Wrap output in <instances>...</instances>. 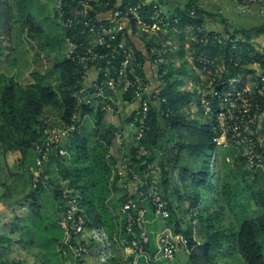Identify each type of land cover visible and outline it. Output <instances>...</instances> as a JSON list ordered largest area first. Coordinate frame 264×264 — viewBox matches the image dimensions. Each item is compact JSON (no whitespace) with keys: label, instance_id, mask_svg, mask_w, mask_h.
<instances>
[{"label":"trees","instance_id":"1","mask_svg":"<svg viewBox=\"0 0 264 264\" xmlns=\"http://www.w3.org/2000/svg\"><path fill=\"white\" fill-rule=\"evenodd\" d=\"M34 1L0 0V69L17 53V49L11 47L8 56L9 48L4 44V38L6 34L13 35L19 25L26 31L27 38L38 40L44 50L53 51L65 46L63 28L61 33L50 38L37 24L38 18L33 13ZM130 3L138 4V1L126 0L121 8ZM144 17L147 23L152 22L149 11ZM201 17L198 10L196 19L189 17L188 13L179 19V24L172 25L182 31L185 25H200ZM56 19L58 24L57 15ZM16 33L22 35L21 31L16 30ZM66 34L88 44L79 30ZM152 48L160 52L155 41L148 46L149 55ZM201 55L212 56L223 65L220 91L226 80L249 73L244 68L235 67L236 60L239 59L243 65L254 59L264 69V54L254 52L246 41L238 42L236 49L231 46L201 48L196 43L193 63L206 70L197 63ZM164 57L169 56L164 54ZM159 69L160 72L167 70L162 78L165 85L162 96L167 104L151 110L149 130L142 142L131 148L127 157L130 161L127 176H119V160L112 153L120 128L108 124L104 113L83 108L77 130L61 146L67 154L60 156L57 149H52L45 163L48 177L41 176L36 184L32 181L36 159L33 143L42 140L46 130L66 129L71 125L78 111L74 93L82 89L83 83L80 69L64 55L58 54L53 66V71L59 74L56 86L39 82L23 86L10 71L2 74L0 184L4 189L3 199H7L9 194L12 197L19 194L14 201L8 203L7 200L8 205L21 204L27 207L28 213L12 224L10 233H0V264H26L16 257H7L19 246L36 248L37 251L31 255L40 264H73L71 247L65 242L64 231L59 225L66 210L62 194L67 189L78 198L81 214L86 220L84 232L78 239L89 248V259L94 257L97 264H129L133 261L134 257L126 256L124 249L123 241L132 237L126 232L123 206L129 199L133 200L137 205L134 215L137 216L139 209H145L147 223L155 216L151 198H148L154 189L162 192L169 217L155 216L158 221L152 228L153 232L169 230L182 238L179 248L184 245L188 264H234L238 258L243 264H264V172L248 168L237 149H222L216 145L215 116H208L211 123L198 118L203 113L204 86L193 92L182 91L183 83L176 67L167 62ZM183 73L188 76L186 69ZM193 105L198 109L196 115L191 110ZM47 111L56 113L58 118L49 120ZM131 121V117L126 118L127 123ZM141 148L148 153L142 155ZM17 153L20 156L11 164V158ZM215 160L218 167L213 162ZM211 164L215 168L213 190H209L208 202L203 203ZM15 166L21 172H14ZM147 174V184L139 183L138 191L130 194L127 185L133 181V176L144 180ZM15 177L21 181L19 184ZM153 180L157 181L156 185ZM249 201L258 210V214L252 217L243 211H249ZM16 230L20 231L17 240L13 238ZM87 232L90 233L88 240ZM135 233L138 237L142 230L136 227ZM150 239L149 248L154 254V236L151 235ZM178 253L174 260H177ZM167 263L168 260L149 262L140 257L136 264Z\"/></svg>","mask_w":264,"mask_h":264},{"label":"built area","instance_id":"2","mask_svg":"<svg viewBox=\"0 0 264 264\" xmlns=\"http://www.w3.org/2000/svg\"><path fill=\"white\" fill-rule=\"evenodd\" d=\"M137 1L138 4L130 3L121 8L122 5L117 4V0H54L57 18L65 31V58L78 65L83 83L82 89L74 93L78 111L74 114L71 125L66 129L46 130L43 139L33 143L36 153L32 180L34 184L43 175L47 179L45 163L52 149H57L60 156L67 154L66 149L61 146L71 133L77 130L83 108L92 109L95 113H104L105 116H120L127 103H137V107L130 116L132 121L129 124L134 130L133 140L139 144L149 130L151 110L167 104L161 91L149 95L148 80L142 71L141 58L128 42V34L134 30L142 33L156 32L167 24H179L180 20L167 18L158 3L148 5L143 0ZM224 1L235 2L242 6L264 7V0ZM101 9L111 11L109 21L98 17L97 13ZM198 10L196 3L193 2L188 11L189 17L196 19ZM148 11L151 23L145 21L144 14ZM124 20L127 22H123ZM72 30H79L80 36L86 38L88 44L66 34ZM183 32L192 35L201 48L231 46L232 49H236L237 43L240 42L231 34L207 32L201 25H185ZM148 56L158 67V76L162 79L167 74V70L160 72L159 68L166 65L167 60L156 48H152ZM197 63L202 65L209 74L202 91L201 107L205 115H213L216 118L214 142L222 149H237L248 168L264 172V69L261 64L253 59L241 65L239 59L236 60L235 67L248 70L249 73L245 75V78L247 81L253 79L254 87L249 88L243 85V81L235 77L226 80L221 86L223 90L220 91L219 81L223 65L207 55L198 57ZM140 153L146 155L148 152L141 148ZM129 162V158H124L119 163L117 166L119 176L128 175ZM148 177L149 174L142 180L134 175L133 182L144 186L147 184ZM152 183L156 185L157 181L153 180ZM148 196L151 198L155 216L168 218L167 202L162 192L154 189ZM62 197L66 202V210L59 225L64 231L65 242L71 247L73 264H89L90 250L78 239L86 226V220L80 211L79 200L68 189L63 191ZM136 206L131 199L123 206L126 232L132 237L123 241L126 256L134 257L129 264H136L140 257L146 258L149 262L174 260L179 252L177 242L182 238L174 236L169 230L159 233L147 232L145 230L146 210L139 209L135 216ZM136 227L142 230L138 237L135 233ZM151 235L154 236L156 245L154 254L149 248ZM74 241L75 244L72 243Z\"/></svg>","mask_w":264,"mask_h":264},{"label":"crops","instance_id":"3","mask_svg":"<svg viewBox=\"0 0 264 264\" xmlns=\"http://www.w3.org/2000/svg\"><path fill=\"white\" fill-rule=\"evenodd\" d=\"M126 0H117V4L123 5ZM148 5L158 3L164 15L167 18H178L186 16L193 2L196 3L198 9L202 13V22L200 25L210 33L215 34H231L241 42H247L254 52L264 54V7L259 5L242 6L235 2L224 0H143ZM98 17L104 21L111 19V11L99 10ZM123 22H127L124 20ZM152 41L159 45L160 54L173 67H180L179 64L188 71L185 76L194 82L195 89L204 86L205 80L209 77L206 70L199 69L194 63V51L196 41L192 35L180 31L178 27L167 24L159 31H141L134 30L128 34V42L135 48L139 54L143 64V74L148 80V93L153 95L156 92L163 91L165 85L158 76V67L152 62L148 56V46ZM168 58V59H167ZM178 59V60H177ZM177 60V62H176ZM187 62V63H186ZM246 75V74H245ZM236 76L243 81V85L249 88L254 87V80H246V76ZM137 107V103H127L120 116L106 115L105 121L108 124L120 128L115 145L112 149H116V153H122L123 158L119 159V163L127 158L132 147L137 146L133 140L134 130L130 126V122H126V118L130 117ZM130 194H132L129 191ZM158 218L155 216L148 220L146 228L153 232Z\"/></svg>","mask_w":264,"mask_h":264},{"label":"rangeland","instance_id":"4","mask_svg":"<svg viewBox=\"0 0 264 264\" xmlns=\"http://www.w3.org/2000/svg\"><path fill=\"white\" fill-rule=\"evenodd\" d=\"M33 13L36 14L38 21L37 24L42 26L44 30L47 33V37L53 38L56 36L57 33L62 32V27L59 24L60 22H57L55 9H54V0H35L33 2ZM21 31L22 35L19 36L15 32ZM15 32L11 36L5 35L4 38V44L7 46L8 51L7 54L11 53L10 48L13 47L17 49V53H15L9 61H5L4 65L0 69V77L2 74H6L7 71H10V74L15 77V79L22 84L23 86H26L29 83H35L39 82L45 85H51L56 86L59 83V74L58 72L53 71L54 66V60L55 57L59 54V56L64 55L65 56V46L61 48H56L55 50L48 51L47 49L44 50L41 45H39L38 40H32L28 39L26 35V31L24 32L19 25V27H16ZM7 57H4L3 59L6 60ZM178 60V59H177ZM176 60V62H177ZM176 67L177 70L180 71V79L183 83L182 85V91H190L193 92L195 90L194 82L192 83L191 80L187 77H185L183 74V67L179 64ZM179 76V75H178ZM177 76V77H178ZM191 110L193 114H197L198 109L195 105L191 107ZM47 117H49V120L53 121L58 118L57 114L52 111H47ZM198 118L200 121L204 123H211V119L204 115V113H201L198 115ZM115 141V145H116ZM113 149V148H112ZM114 154H117L120 158H123L122 153H116V149L113 151ZM20 156L19 153L16 154L15 157L11 158V164H14L16 161V158ZM214 164H216V167H218V161H213ZM214 164H211L210 168V177H209V185L207 187L206 192L203 195V203L208 202L207 196L209 195V190H213V184H214ZM14 172H21L17 166L13 167ZM16 183L19 184V179L15 177ZM128 191H130L132 194H135L138 191L139 183L129 181L127 185ZM3 193L4 189L1 187L0 184V233L1 232H7L10 233L12 231V224L16 222V220L23 218L27 215L28 209L27 207L22 206L21 204H17L14 206H9L8 203L15 200L19 194H14L12 197V194H9L7 199H3ZM8 200V203L6 202ZM249 211L243 210L246 213H249V217H252L253 215L258 214V210L255 207V205L249 201ZM20 231L16 230L13 238L15 240L18 239ZM90 236V233H86V239L88 240ZM182 240L178 241L177 244L179 246L180 242ZM185 247L180 246L178 258L174 261H168L167 264H188V256L185 251ZM37 249L31 248V249H24L22 246H19V249L15 248L13 252H10L7 256L10 259L17 258L19 260L26 261V264H40L38 263V260L33 258L31 253L36 252ZM167 261V260H166ZM89 264H97L96 259L93 257L89 259ZM69 264V263H67ZM234 264H243V262L238 258V260Z\"/></svg>","mask_w":264,"mask_h":264}]
</instances>
